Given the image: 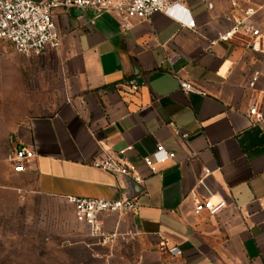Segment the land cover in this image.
<instances>
[{"label": "crops", "instance_id": "obj_1", "mask_svg": "<svg viewBox=\"0 0 264 264\" xmlns=\"http://www.w3.org/2000/svg\"><path fill=\"white\" fill-rule=\"evenodd\" d=\"M173 1L179 19L157 13L130 29L111 14L60 9L61 46L39 57L0 41V130L12 133L13 152H36L25 171L11 165L19 189L68 204L140 202L134 214L103 219L109 234L132 231L130 243L103 246L86 234L65 246L74 264H264V121L248 116L255 104L264 115V55L244 34L218 41L244 19V0ZM249 7L258 12L247 23L263 24L264 0ZM178 77L206 96L185 94ZM158 145L174 158L151 174L144 158ZM103 152H125L144 184L94 167ZM219 197L220 214L195 213L198 201ZM161 243L181 255L161 253Z\"/></svg>", "mask_w": 264, "mask_h": 264}, {"label": "built area", "instance_id": "obj_2", "mask_svg": "<svg viewBox=\"0 0 264 264\" xmlns=\"http://www.w3.org/2000/svg\"><path fill=\"white\" fill-rule=\"evenodd\" d=\"M251 4L252 0H244L242 8L244 19L233 18V28L220 35L218 41L228 42L244 34L249 38L250 51L257 55H264V23L261 25L247 23L258 12L249 7ZM232 6L240 9L238 3H233ZM60 9L67 12L75 9L99 15L111 14L118 19L122 29H130L135 21L149 20L157 13H167L170 17L179 19L178 15L183 10L173 0H46L43 2L0 0V41L10 42L15 52L25 57H39L48 50H58L61 46V39L56 29L55 17L56 11ZM184 22L189 28H195V22L191 19L186 18ZM169 60L172 61V57ZM260 77V71L253 74L249 83L251 89L256 88ZM177 81L181 91L185 94L206 96L205 92L194 84L180 77ZM248 116L251 124L264 121V115L259 111L257 104L249 110ZM124 155L125 152L118 155L103 152L100 159L94 161L92 165L105 172L131 177L136 183L144 184V177L128 163ZM35 157L36 152L33 148L23 146L14 150L10 162L14 171L21 173ZM173 158V153L167 152L164 147L158 145L152 158H144V164L151 174H155L157 165ZM206 174H209V171H206ZM68 200L73 207L77 223L84 226L87 235L96 240L98 244L113 245L118 240L128 244L134 239L135 234L132 231L123 235L118 232L107 233L103 219L110 215L136 213L140 208L138 199L109 200L72 197ZM226 207L227 202L223 198L219 197L217 200L209 198L196 203L195 213H208L210 216H216ZM159 251L181 255L178 248H168L166 243L160 244Z\"/></svg>", "mask_w": 264, "mask_h": 264}, {"label": "rangeland", "instance_id": "obj_3", "mask_svg": "<svg viewBox=\"0 0 264 264\" xmlns=\"http://www.w3.org/2000/svg\"><path fill=\"white\" fill-rule=\"evenodd\" d=\"M11 141L12 133L0 130V264H74L65 246L86 235L85 227L71 204L19 189Z\"/></svg>", "mask_w": 264, "mask_h": 264}, {"label": "water", "instance_id": "obj_4", "mask_svg": "<svg viewBox=\"0 0 264 264\" xmlns=\"http://www.w3.org/2000/svg\"><path fill=\"white\" fill-rule=\"evenodd\" d=\"M82 14H83V11L82 10H75V9H73L71 11V16L74 17V18L79 17Z\"/></svg>", "mask_w": 264, "mask_h": 264}]
</instances>
